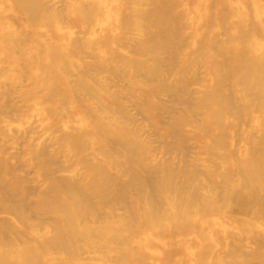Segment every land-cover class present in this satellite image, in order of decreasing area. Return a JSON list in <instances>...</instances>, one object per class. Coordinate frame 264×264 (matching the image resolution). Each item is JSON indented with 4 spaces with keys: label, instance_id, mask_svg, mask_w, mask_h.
<instances>
[{
    "label": "bare ground",
    "instance_id": "6f19581e",
    "mask_svg": "<svg viewBox=\"0 0 264 264\" xmlns=\"http://www.w3.org/2000/svg\"><path fill=\"white\" fill-rule=\"evenodd\" d=\"M0 264H264V0H0Z\"/></svg>",
    "mask_w": 264,
    "mask_h": 264
}]
</instances>
